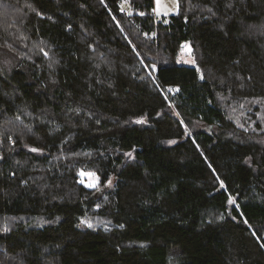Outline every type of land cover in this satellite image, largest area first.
I'll use <instances>...</instances> for the list:
<instances>
[{
	"label": "trees",
	"instance_id": "1",
	"mask_svg": "<svg viewBox=\"0 0 264 264\" xmlns=\"http://www.w3.org/2000/svg\"><path fill=\"white\" fill-rule=\"evenodd\" d=\"M1 53L0 264H264V0H0Z\"/></svg>",
	"mask_w": 264,
	"mask_h": 264
},
{
	"label": "rangeland",
	"instance_id": "2",
	"mask_svg": "<svg viewBox=\"0 0 264 264\" xmlns=\"http://www.w3.org/2000/svg\"><path fill=\"white\" fill-rule=\"evenodd\" d=\"M178 12V0H161V4L158 6L156 4V0H153V15L155 18L167 21L169 17L177 14ZM0 55H3L1 53ZM7 55V54H5ZM178 64L183 66L194 67V57L192 50L188 44L182 45V50L178 55ZM14 64V59L12 57H3L0 58V68L4 67L6 69H10ZM169 92V91H167ZM165 92V94L167 93ZM198 126V125H197ZM229 136L237 143H243L250 138L248 132L246 130L237 128L228 132ZM79 181L81 184L87 189H95L98 187V177L96 174L90 171H80L78 173ZM113 184V180H110L107 184V188H109ZM233 201V200H232ZM230 205H235L234 201L230 203ZM169 257L172 259V264H177L179 261V257L181 255V251L177 246L171 245L168 249Z\"/></svg>",
	"mask_w": 264,
	"mask_h": 264
},
{
	"label": "snow or ice",
	"instance_id": "3",
	"mask_svg": "<svg viewBox=\"0 0 264 264\" xmlns=\"http://www.w3.org/2000/svg\"><path fill=\"white\" fill-rule=\"evenodd\" d=\"M156 4L159 6L161 4V0H156ZM201 78L203 79V76H201ZM31 151L36 152V151H38V149L32 148ZM127 155L131 156V153H128ZM232 202L233 201L230 199L229 203H232Z\"/></svg>",
	"mask_w": 264,
	"mask_h": 264
}]
</instances>
